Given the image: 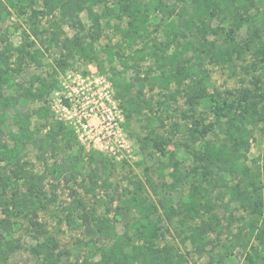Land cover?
I'll list each match as a JSON object with an SVG mask.
<instances>
[{"label": "rangeland", "instance_id": "obj_1", "mask_svg": "<svg viewBox=\"0 0 264 264\" xmlns=\"http://www.w3.org/2000/svg\"><path fill=\"white\" fill-rule=\"evenodd\" d=\"M194 1L106 0L94 6L101 15L96 62L67 55L60 46L62 38L77 32L81 37L90 30L86 11L79 15V31L61 22L57 11L39 16L37 37L31 36V16L41 10L42 0H21L0 22V48L8 49L11 74L4 94L20 97L33 77L43 78L47 91L42 101L19 98L15 109L29 114L31 129L40 135L58 125L66 129L44 158L32 145L25 147L24 172L43 176L39 194L29 193L22 178L0 194V219L3 211L10 212L16 223L11 237L21 244L9 264L39 263L30 252L36 243L32 221L46 231L41 241L50 237L58 244L60 264H102L100 251L121 240L125 231L132 245H141L134 236L144 221L137 211L138 198L158 209L153 219L159 231L152 245L174 248L184 264H264V57L258 55L264 45V0H237L227 10L221 6L204 24L193 19ZM128 5L145 16V29L135 39L128 32ZM59 32L61 38L55 40L53 33ZM231 33L235 44L229 40ZM33 50L41 53L40 66L22 52ZM176 65L185 69L179 81ZM81 79L88 87L94 79L102 82L98 88L107 90L110 98L104 104L116 107L105 116L119 125L109 141L101 140L106 129L97 117H87L86 128L81 109L74 105L73 91ZM246 91L250 95L242 103ZM126 107L130 119L125 118ZM241 110L244 119L239 125L247 131L248 151L229 136L230 119ZM7 113L14 116L13 109ZM194 121L201 128L211 126L210 132L193 137ZM1 129L12 146L17 130L11 120ZM68 162L78 174L66 182L65 173L55 168ZM10 168L0 164V175L9 174ZM246 192L261 205V212L244 198ZM192 195L199 215L165 218L166 209L178 210ZM75 199L82 206L70 210ZM83 216L94 229L101 227L102 233L92 240L85 234ZM210 217L215 233L198 255L186 241L185 230Z\"/></svg>", "mask_w": 264, "mask_h": 264}, {"label": "trees", "instance_id": "obj_2", "mask_svg": "<svg viewBox=\"0 0 264 264\" xmlns=\"http://www.w3.org/2000/svg\"><path fill=\"white\" fill-rule=\"evenodd\" d=\"M160 1V0H153ZM237 0H195V11L193 19L197 22L204 24V18H212L213 14L221 9L223 6L226 10L235 5ZM106 0H42V8L39 11H32L33 22L31 24V36L37 37L39 33L38 23L39 16L51 15L54 12H58L60 21L66 24L73 30H82L83 26L79 20L81 12L86 11L87 17L90 22V30L83 36H79L78 32L72 38L64 37L60 41L61 50L67 55L76 54L81 59L88 62L98 61V54L96 51V43L100 38V19L101 15L97 14L93 8L96 5L105 3ZM21 0H0V22L7 18L10 14V9L20 6ZM223 8V9H224ZM127 15L131 18L129 22V33L131 39H135L140 35V32L145 29V16L140 13L138 8L134 5L127 6ZM124 10V9H123ZM126 12V11H125ZM237 16V15H236ZM238 22H241V17L237 16ZM240 24L236 23L235 28L238 29ZM59 30V28H58ZM62 32L53 33L55 40H60ZM231 44H235L234 34L228 35ZM2 41V40H0ZM258 50V55L264 57V45ZM7 47L0 48V164H6L10 166L9 174L0 175V194L4 195L8 190L14 188L18 180L24 179L27 183V190L31 194H39L42 187L43 176H37V180L34 177L27 176L24 172L23 162L24 151L27 145H32L38 152L40 158H44L49 152L55 150L58 140L57 138L65 133V127L58 125L49 128L44 135H40V131H34L31 129L32 123L30 116L27 112L19 111L15 109L19 103V98L25 100H31L32 102H41L44 93L47 91L45 80L39 76L33 77L29 89L27 88L20 97L12 94L5 95L4 92L10 87L11 74L9 72L10 57L8 55ZM31 62L40 66L38 56L40 51H22ZM108 62H112L111 58L107 56ZM20 65V64H19ZM101 65V64H100ZM102 67V65H101ZM16 72H19L18 70ZM185 74V69L180 65H176L174 76L181 80ZM181 76V77H180ZM250 93L246 91L240 98L242 103L247 102ZM229 110L233 109L232 105H229ZM243 109L242 106H240ZM13 109L14 116L9 117L7 110ZM228 110L230 114L231 111ZM216 116L220 118V113L215 111ZM214 112V113H215ZM243 110L239 113V116L233 117L230 120V137L235 138L236 144L239 148H244L248 151L247 143V131L239 125L243 122L244 115ZM125 118L130 119L132 112L125 109ZM11 120L12 126L16 128L17 132L12 135V146L5 142L3 139V130L1 127L5 120ZM233 119V120H232ZM192 136L204 137L210 130L211 126L199 127L196 121L192 125ZM66 135V133H65ZM157 146V145H156ZM159 152L165 155V151L157 146ZM65 173V181L69 182L71 178L77 176L78 171L75 168V164L68 162L56 167L57 170ZM148 184H151L147 180ZM152 185V184H151ZM188 202L183 203L178 210L169 208L164 211V216L167 220L173 217L183 216L185 219H193L194 215H199V207L194 201V195L188 197ZM253 207L255 211L261 212V205L257 201H252L251 192H246L245 197ZM145 200L141 198L136 199L137 211L143 218V223L135 230L134 236L141 241V245H132L131 238L128 236L127 231L124 232L121 240L115 241L108 249H102L100 251V257L102 264H134L140 262L141 264H184L183 257L177 253L174 248L164 246L162 248L154 247L153 239L158 237V227L155 225L153 219L157 214L158 209L155 205L148 203L145 204ZM4 201H0V204ZM4 205V204H3ZM1 206V205H0ZM81 201L75 199L69 205L70 210L75 208H81ZM2 208V206H1ZM3 210V208H2ZM205 212H211L210 207H206ZM4 217L0 219V264H9V258L12 254L21 249V244L18 240L13 239L12 233L14 231L15 222L11 221V214L8 210L3 211ZM211 218H205L199 221L197 224L187 226L185 230V239L194 248L198 255L205 252L209 242L208 236L211 233H215V224L212 223ZM85 222V234L92 240L95 236L102 233L101 227L94 229L87 221V217H82ZM31 229L35 236V245L31 248V254L35 259H38V264H60L63 253L59 250V246L56 241L50 237L40 240L42 236H45L41 223L38 221L31 222ZM129 249V251H127Z\"/></svg>", "mask_w": 264, "mask_h": 264}, {"label": "built area", "instance_id": "obj_3", "mask_svg": "<svg viewBox=\"0 0 264 264\" xmlns=\"http://www.w3.org/2000/svg\"><path fill=\"white\" fill-rule=\"evenodd\" d=\"M83 82H85L84 79H81L79 87H76L73 91L75 93L73 97L74 105L81 109L80 115L84 120L86 128L89 126L87 117L92 115L97 117L100 124L106 129V135H102L101 140L105 141L104 139H107L109 141L110 138L115 135L119 125L117 122H114L115 119L106 120L105 116L111 115L116 107L114 105L108 107L104 104V101L110 103V98L107 90L101 91V89L98 88V85H101L102 82L98 79H94L92 85L89 87L82 84ZM95 95L97 99L94 97ZM109 146L110 144L107 142L106 148ZM110 150H112V148Z\"/></svg>", "mask_w": 264, "mask_h": 264}]
</instances>
